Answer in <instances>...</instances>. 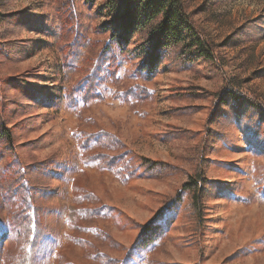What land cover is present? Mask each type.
I'll use <instances>...</instances> for the list:
<instances>
[{
	"label": "rangeland",
	"instance_id": "rangeland-1",
	"mask_svg": "<svg viewBox=\"0 0 264 264\" xmlns=\"http://www.w3.org/2000/svg\"><path fill=\"white\" fill-rule=\"evenodd\" d=\"M106 1L0 0V264L25 209L32 264H264V0H182L152 74Z\"/></svg>",
	"mask_w": 264,
	"mask_h": 264
},
{
	"label": "trees",
	"instance_id": "trees-1",
	"mask_svg": "<svg viewBox=\"0 0 264 264\" xmlns=\"http://www.w3.org/2000/svg\"><path fill=\"white\" fill-rule=\"evenodd\" d=\"M103 7L111 19V34L117 44L126 46L134 34L143 35L138 49L139 55L145 56L140 68L149 74L159 67L162 52L170 48L181 46L183 51L193 50L199 56L208 53L203 35L185 10L182 0H107ZM87 157L101 169H110L122 179L126 178L127 170L121 164L122 159L116 156L106 159L99 152ZM81 211H78V216ZM20 212L8 215V221L16 230L18 244L16 257L8 264H32L42 234L36 218H31L26 209ZM78 219L76 217V222Z\"/></svg>",
	"mask_w": 264,
	"mask_h": 264
}]
</instances>
